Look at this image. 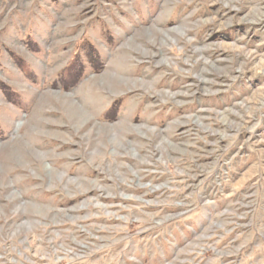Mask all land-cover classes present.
Here are the masks:
<instances>
[{
  "label": "rangeland",
  "instance_id": "1",
  "mask_svg": "<svg viewBox=\"0 0 264 264\" xmlns=\"http://www.w3.org/2000/svg\"><path fill=\"white\" fill-rule=\"evenodd\" d=\"M0 264H264V0H0Z\"/></svg>",
  "mask_w": 264,
  "mask_h": 264
}]
</instances>
